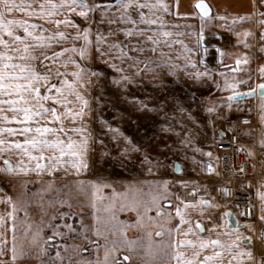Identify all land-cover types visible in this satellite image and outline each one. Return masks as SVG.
<instances>
[{
    "label": "rangeland",
    "instance_id": "rangeland-1",
    "mask_svg": "<svg viewBox=\"0 0 264 264\" xmlns=\"http://www.w3.org/2000/svg\"><path fill=\"white\" fill-rule=\"evenodd\" d=\"M167 1L162 0L161 3L160 0V3L166 4ZM150 2L156 3V0ZM246 4L245 1L241 2L240 8L242 9ZM144 11L148 12L147 9ZM130 14L138 20L135 9ZM22 15L19 12L12 14L13 17ZM116 15L110 12L105 19L116 18ZM166 17L168 11L166 14L164 8L158 6L152 14H149V18L157 20V23L136 25L142 29L152 30L139 35L133 34L130 37L117 29L133 27L131 24L122 22L111 25L94 24L89 34L91 43L86 42L82 35L79 39H73L77 29L61 26V30L70 34L69 39L49 47H34V55L37 59H30L28 63L32 65L34 71L41 75L47 74L49 77L47 84L43 80L39 81L41 93L46 94L48 85L56 84L57 87H61L59 95L67 101L64 105L53 100L41 101L45 107L57 109V114L61 116L60 121H53L51 113L44 119L39 117L36 119L41 125L47 124L57 129V133L48 134L49 140H54L58 136L64 142L65 149L71 142L81 155L65 154L60 158L63 163H58L50 171L47 167L36 169L37 163L44 164L46 160H31L20 150L0 153V169L6 167L5 160L10 161L14 169L11 174L0 171V197L5 196L7 199L11 197V203L9 200L5 203L0 201V210L4 212L3 220L8 221L9 218V224L11 223L9 234L13 242L12 248L16 249V259H12L9 264H100L98 258L102 251L105 252L108 243H113V241L108 242L109 235L103 237L101 226L98 224L99 216L107 217V205L108 209L112 207L109 210L115 220L108 224V229H113L114 225H117L115 223L122 221L127 222L129 232L128 247L118 246L114 250L112 264H141L140 259L135 258V244L143 235L134 231L140 223V211H137V202H130L136 198L135 196L146 194V190L150 193L149 188L154 182L167 181L168 196L172 195L170 200L174 201L172 211L175 216L177 208L181 211L185 201H193L201 194L210 195L214 201L217 180L208 178L207 166L211 164L217 171L212 145L217 138L216 127L223 121V117L218 112L225 109L222 113L225 114L227 111L229 116L236 113L254 114L256 105L261 104V98L256 99L251 96L232 101V107L229 109L226 106L229 92L214 89V82L219 79L218 71L225 62V56L223 62L219 63L216 47L212 46H217L224 52L233 51L235 41L228 31L210 35L209 43L200 45V56L196 52H191L190 58L174 55L170 58L156 56V49L155 51L151 49L156 48L159 43L153 45L146 39L147 36H153L158 41L164 40L165 43L158 46L161 47L170 41H166L162 36L164 32L177 37L184 29V26L177 24L164 25ZM58 18L63 19V15ZM72 18L81 25L82 32L85 26L83 20L75 15ZM95 18L97 20L101 18L99 11L95 13ZM228 18L231 20L230 17ZM29 19L44 24L48 29L56 28L54 24L36 18ZM98 28L104 36V40L99 44H97ZM109 28L113 35L107 34ZM19 33L23 35V30L20 29ZM251 39V35L243 37L238 43L239 47L241 45L245 48L244 41H247L250 45L247 47L248 55H251V51H255V48L257 51V44L255 45ZM116 41L122 42L123 53L119 46L110 48V45ZM151 45L154 47L150 48ZM73 46L76 47V52H66L55 61L51 59L53 52ZM204 46L208 47L206 56L203 52ZM82 47L85 48L83 57L79 54V49ZM137 47L143 48L144 51H135ZM194 55L197 57L194 58ZM45 56L49 59L45 60ZM68 57H72L76 63L69 62L65 65V59ZM129 57H138L139 62ZM202 59L209 70H214L212 79L197 80L195 77L197 71H205ZM185 60L189 65L185 64ZM190 61H194L199 70L189 76L183 71H188L189 66L193 67ZM251 61L250 58L245 67L249 69L248 76L245 77L247 74L243 71L235 74V77L240 80L247 79L251 75ZM113 64L116 67H112ZM57 70L60 75H57ZM75 71H81L79 80L72 75ZM124 76L129 79L121 80ZM227 78L230 81L233 79L231 74L227 75ZM224 79L225 77H222L221 86L224 84ZM64 80L71 82V85L63 84ZM240 86L243 84L238 87ZM77 92L88 101L87 107L76 98ZM52 94L58 95L55 89H52ZM0 99H8V97H0ZM211 106H216V111L208 113L206 108ZM68 109L76 115H70ZM81 110L82 114H79ZM3 111L8 116L13 115L7 105H3ZM19 119H22V114ZM259 121L264 125L260 115ZM29 124L32 127L36 126L35 121ZM0 127L19 129L22 126L16 121H4L0 117ZM26 138L28 137L19 131L16 135L8 132L0 133V139L5 140L23 141ZM32 152L33 155L39 154L37 150ZM208 152L212 153L211 157L207 155ZM53 155L59 156V149L45 150L46 157ZM81 160L84 166H73L74 161L80 164ZM18 166L30 170L26 173L19 172ZM254 176L259 177L258 181L251 179V184L252 187H256L259 196L264 187V171L260 166L255 169ZM160 187L166 189V186ZM193 189L196 191L194 192ZM154 191H156L155 187ZM125 201H128L129 208L124 210L121 205ZM13 204L16 206L14 218H10L7 213L12 212ZM216 204L222 212L227 211L225 204L219 201ZM164 206L165 203L160 205L163 211ZM153 215L159 220L163 218L159 211L154 212ZM260 216L257 218L260 219ZM174 218L175 220L169 221L168 227L165 219L159 226L166 227L171 232L177 226V216ZM256 224L258 221L251 224L252 229L240 228V232L246 236L247 232H251L253 241L251 243L242 241L241 244L242 247L252 249L255 264H259L264 258V243L257 240L259 230L257 231ZM260 224L264 225V222ZM6 228L8 229L6 225L0 224V231L6 233ZM50 236L53 239L50 240ZM150 238L155 246L163 243L161 247L166 246L167 241L170 242L164 231L162 234L156 231ZM115 244L114 242L112 245ZM0 253V257L5 256V253L1 251ZM125 256L128 257L127 260L124 259ZM196 259L203 260V258Z\"/></svg>",
    "mask_w": 264,
    "mask_h": 264
},
{
    "label": "snow or ice",
    "instance_id": "snow-or-ice-1",
    "mask_svg": "<svg viewBox=\"0 0 264 264\" xmlns=\"http://www.w3.org/2000/svg\"><path fill=\"white\" fill-rule=\"evenodd\" d=\"M260 3L264 5V0H260ZM161 6L164 9H167L166 4H161L160 0H156V3L150 2V0H0V97H8V99H0V117L3 118L4 121H16L22 127L17 128H4L0 127V133L8 132L12 135H16L19 131L21 134L25 135L26 139L23 141L20 140H5L0 139V153L10 152L12 150H20L23 155L28 156L31 160L41 161L46 160V163H37L36 169L40 170L47 167L50 171L55 168L58 163H63L60 159L65 156V154L78 156L81 155L80 152L76 151L71 142L68 143L67 149L64 147V142L59 139L57 136L54 140H49L47 138L49 133H57V129L48 126L47 124L41 125L39 120L36 118L44 119L51 113V119L53 121H60L61 116L57 114L56 108H48L45 107L41 101L43 100H53L58 104L64 105L67 101L59 95L61 93V87H57L56 84L48 85V92L46 94H42L39 81L43 80L45 84L49 79L47 74L41 75L40 73L33 70L32 65L28 63L30 59H37L36 55H34V47H49L52 44L61 43L70 38V34L64 30H61V26L65 28L72 27L77 29V32L73 39H79L81 35L83 39L91 43L89 40V34L92 31V26L94 24H104L107 23L109 25L122 22L131 24L133 27L117 29V31L124 32L127 36H132L133 34H143L146 31H151L152 29H142L136 27L138 23H145L148 25L157 23V20L149 18V14H152L154 10ZM194 7L199 10V15L202 21L201 32L199 34L198 44L201 43L204 39L203 32V22L205 18H210L211 9L210 7L204 3V0H197ZM253 7L255 8V0H253ZM135 9L138 13V20L134 19L130 14L131 11ZM144 9H147L146 13ZM100 13V19L97 20L95 18V13ZM14 12H19L23 14L21 17H13L12 14ZM115 13L116 18H107L109 13ZM197 13H194V15ZM63 15V19H59L58 17ZM73 15L81 18L84 22V27L82 32L80 31L81 25L76 22L72 17ZM247 15V14H246ZM259 15L264 16V12L259 13ZM36 18L44 21L48 24H54L56 26L55 30H51L44 27V24L36 23L33 19ZM221 19H225L226 17H220ZM246 16H239L237 19L244 20ZM261 25H264V20L259 21ZM23 30V35L19 33V30ZM38 33V34H37ZM47 33V35H45ZM108 35H113L114 33L109 28ZM165 36L170 35L168 32H164ZM239 36V33H236ZM249 35H254L251 30H245L244 36L247 37ZM148 41H151L153 45L159 43L157 39H154L153 36H147ZM260 39L264 40V27L261 28V36ZM104 40V36L101 33V30L97 29V44ZM32 41V43H29ZM240 43V41H237ZM245 47H250L247 44V41H244ZM120 47L121 53L124 52V46L122 42L116 41L110 48ZM216 51L218 53V62H223V57L225 52L217 46ZM135 51L143 52V48H135ZM155 51V48L151 49ZM76 47L71 48H61L59 51L53 52L51 54V59L53 61L56 60L57 57H61L66 52H76ZM208 47H203V52L205 56L207 55ZM258 51L264 54V45H261ZM79 54L81 57L85 55V48L79 49ZM103 55V53H102ZM229 55H231L229 53ZM45 60L49 59L48 56L44 57ZM123 58V57H121ZM135 59L137 63L139 62L138 57H129ZM250 57L247 53L242 56H238L235 59L236 67H231L225 65V68H229L233 73H238L242 69L239 67L242 64H247L249 62ZM69 62L76 63L72 57H68L65 59V65ZM202 63L205 64V71L200 72L197 71L195 73V77L197 80L201 78L212 79V71L209 70L207 64L202 59ZM193 67H196L194 61H190ZM79 68V64H77ZM112 67H116V65H112ZM81 71H83L81 69ZM81 71H75L72 73L73 76L79 80L81 78ZM139 71V69H138ZM258 72L260 74V81L255 84V87H249L246 91H239L238 86L240 84H246L249 82L251 77L249 76L245 80H240L238 77H233L230 81L225 73L221 72L220 75L224 76V84L221 86L219 83L214 82V87L221 91H228L229 95L227 96V107L231 109L232 101H238L245 97H251L259 95L261 98L260 104V119L264 122V64H261L258 68ZM57 75H60L59 70H57ZM95 75V73H93ZM127 76L121 77V80H128ZM63 84L71 85V82L64 80ZM52 89L56 90L58 95L52 94ZM76 98L83 102L84 106H88V101L84 99V97L77 92ZM3 105H7L13 112L12 116H8L3 111ZM183 111V110H182ZM206 111L208 113H212L216 111V106L207 107ZM68 113L70 115L75 116L71 112V109H68ZM22 114V119H19ZM82 114V110L81 113ZM35 121L36 126H30L29 122ZM76 131H81V129H76ZM118 131V129L116 130ZM183 142V141H182ZM260 144L264 147V138L260 140ZM84 145H81L83 147ZM243 147V146H242ZM46 149H59V156H45ZM32 150H37L39 152L38 155H33ZM249 155H252L253 152L251 149L248 150ZM207 155L211 157L212 153L208 152ZM147 160V157H145ZM6 167L4 169H0V171H4L8 174L13 173L14 169L11 166V162L5 160ZM74 167L84 166L83 160H81L80 164H77L75 161L73 162ZM30 169L18 166L19 172H28ZM177 170L179 171V166H177ZM243 171V168L239 169ZM151 171V169H149ZM208 172H214L215 169L211 164L207 166ZM166 183V182H165ZM181 183H184L181 181ZM195 192L196 190L193 189ZM261 200V220H264V192L259 193ZM11 203V197L8 198ZM192 201H185L184 206L187 207L189 204H193ZM201 205H211V201L201 199L199 201ZM218 207V205H212ZM15 204L12 205V212L7 213L10 218H14L15 212ZM177 215L181 216V222L183 223V215H181L180 209L177 208ZM241 215H250L247 212H241ZM223 216L226 218V227L231 226V220L227 219L229 217L234 216V213L231 210L223 213ZM3 217L0 216V224H3ZM197 228L203 231L202 225L197 222ZM249 229H252L251 224L246 225ZM240 222L236 221L234 227H230L229 232L227 233L230 237H234L231 239V243L222 242L220 239H208L201 240L199 242V248L201 250L207 249L211 246L214 249L219 248V251L213 252L211 255H205L203 260H184L183 264H223V261L219 259L222 256V252L227 250L230 255V259L228 264H246V261H252L255 264V257L253 256V251L250 247H242L241 242L247 241L251 243L253 241V237L251 235H244L240 232ZM13 230H15V225L13 224ZM254 230V229H253ZM99 234V232L97 233ZM160 233H157L159 235ZM49 239H53V237H49ZM181 244H194L195 242L192 240L180 241ZM16 249L13 247V256L12 259H16L15 255ZM59 255V253H57ZM178 259V264L180 258L182 257V253L177 252L176 254ZM199 256V252L195 253V257ZM125 260L128 259L127 256L124 257ZM104 264H108V252H105V262ZM259 264H264V258L259 261Z\"/></svg>",
    "mask_w": 264,
    "mask_h": 264
},
{
    "label": "crops",
    "instance_id": "crops-1",
    "mask_svg": "<svg viewBox=\"0 0 264 264\" xmlns=\"http://www.w3.org/2000/svg\"><path fill=\"white\" fill-rule=\"evenodd\" d=\"M246 2L247 4L241 9V2ZM197 0H168L166 2L167 9H164L168 11V17H166V23L164 25H178V26H184V29H182V34L180 36L175 37L174 35H162L168 41L167 44L161 45V47H158L159 44L165 43L164 40L160 39L158 46H156V56L164 57V58H170L172 55L174 56H180L184 58H190L191 52H196L200 56V45L209 43L208 37L210 35H215L218 32L228 31L230 32L233 37L235 44L237 41L241 40L244 36V31L252 30V33L254 35H251L252 42L257 47V51L255 48V51H251V55H248L252 61L251 65L252 68L251 71V79L248 83L243 84V86L238 87L239 91H246L249 87H255V84L260 81L261 77L258 72V68L261 64H264V54L260 53L258 49L261 45H264V40L260 39L261 36V28L264 27V25H261L259 21L264 20V16L259 15V13L264 12V5L260 3V0H255V8L253 7V0H204V2L210 7L211 13L210 18H205L203 22V32H204V39L201 43L198 44L199 40V34L201 32V26L202 21L200 18L199 10L194 7ZM162 3V0H161ZM170 10V11H169ZM194 13H197L194 15ZM247 14V15H246ZM239 16H246L244 20H239L237 17ZM220 17H226L225 19H221ZM230 17L231 20L228 18ZM250 22V23H249ZM220 29H227V30H220ZM189 32V33H185ZM236 33H239L240 35L237 36ZM230 34V35H231ZM250 36V35H249ZM163 37V38H164ZM248 37V36H247ZM241 38V39H240ZM236 39V40H235ZM234 44L233 48L234 50L231 52L226 51L225 52V62L222 63L221 70L218 71L219 79H216V82L221 83V79L224 76H221L220 73L223 72L225 75L231 74V78L237 75L238 73H243V71H246V76H248V70L246 67L247 64H242L239 67L242 69L238 73H233L230 71L229 68H225V65L236 67L235 65V59L238 56H242L243 53L248 54L247 47H242L237 43ZM154 46H150L152 48ZM158 47V48H157ZM149 48V47H148ZM232 48V49H233ZM230 55V59H228V56ZM197 57L194 55V58ZM185 64L189 65V62L185 60ZM199 70V68L191 67L189 66V70L183 71L185 75H191L193 72H196V70ZM217 89V88H214ZM256 99H259L260 96H252ZM246 98V97H245ZM243 98V99H245ZM241 100V99H240ZM259 103V101H258ZM225 110V109H223ZM223 110H219L221 113ZM219 114V112H218ZM225 114H229L227 111ZM239 114V113H236ZM249 114V113H247ZM235 115V114H234ZM178 173H180L178 171ZM160 186H166V189L164 187ZM154 187L156 188V191H154ZM162 188V189H161ZM169 182L164 181L162 182H154L149 190L151 192L146 190V194H139V196H135V199H132L130 202H137V211H140L139 215V221L140 223L138 226H136V229L134 230L140 235H143V237L139 238V241H136L135 248H136V254L135 258L140 259L141 264H178V259L176 256V252L182 253V257L180 258L179 264H183L184 260H194L196 258H204L205 255H211L215 251H219L220 249H214L211 246H209L207 249L201 250L199 248V242L201 240H208V239H215L218 237L222 242L225 243H231V239L234 237H230L227 233L230 230V227H226V218L223 216V213L218 207L212 206L217 205L216 202L218 199L216 197H213L214 202L210 195H200L195 198L192 202L193 204H189L187 207H183L181 209V215H183V223L181 222V216H177V226L175 229H173L170 232V229H166L168 227L169 221L175 220L174 217V211H172V208L174 206V201L170 200L169 195ZM262 192H264V187L262 189ZM166 193V194H165ZM2 198L0 201L5 203L8 201V199L5 196H1ZM201 199L211 201V205H201L199 201ZM258 206L256 209V216L262 215L261 213V200L258 196ZM171 202V203H170ZM162 203H165L166 206L164 211L163 207H160ZM171 204V205H170ZM122 208L125 210L129 208L128 201H125L122 205ZM135 206V205H134ZM112 207H109V209ZM108 209L107 205V217L99 216L98 224L101 226V232L103 237L105 235H109L108 242L113 241L116 244L113 246L112 242L111 244L108 243V248L106 247L105 252H108V264H112L113 254L114 250L118 246H124L128 247V241H127V235H128V225L127 222H118L116 226L114 225L113 229H108V224L115 222L114 216L111 213V211ZM161 210V211H160ZM159 211L162 215L161 217H165L164 219L167 221L166 227L159 226L160 223H163L164 219H157L155 215H153L154 212ZM172 211V212H171ZM171 212V213H170ZM177 213V212H176ZM4 215V212L0 210V216ZM174 216V217H173ZM173 217V218H171ZM171 219V220H170ZM160 221V222H159ZM197 222H199L202 227L203 231H201L199 228H197ZM260 222H264V220L258 219V224H256L257 231L260 229L262 224ZM255 224V223H253ZM2 226L6 225L9 229L6 228V233L0 231V251L5 256L0 257V264H5L9 262H12V256H13V242H11V223L9 224V218L8 221H4ZM165 226V224H164ZM254 226V225H253ZM138 228V229H137ZM161 229V231H159ZM161 232L167 233V238L170 242L167 241L166 246H158L152 242L151 235L155 232ZM170 232V233H168ZM217 239V238H216ZM187 241L192 240L195 243L194 244H181L180 241ZM107 243V240H106ZM107 246V245H106ZM104 249V248H103ZM108 249V250H107ZM105 252L102 251L101 256L98 258V261L100 264H104L105 262ZM199 252V256L195 257V253ZM7 253V254H6ZM1 254V253H0ZM223 261V264H228V261L230 259V255L227 252V250H224L222 252V256L219 258ZM5 260V261H4ZM246 264H253L252 261H246Z\"/></svg>",
    "mask_w": 264,
    "mask_h": 264
},
{
    "label": "built area",
    "instance_id": "built-area-1",
    "mask_svg": "<svg viewBox=\"0 0 264 264\" xmlns=\"http://www.w3.org/2000/svg\"><path fill=\"white\" fill-rule=\"evenodd\" d=\"M260 111V105H256L254 114L239 113L229 116L219 111L223 121L216 127L217 138L212 145L217 171L213 166L215 171L207 172L209 179L217 180L215 197L227 206V211L234 213L241 229L258 221L256 209L259 200L251 179L258 181L259 177L254 176V171L259 166L264 171V147L260 144V140L264 138V125L259 121ZM249 149L252 150V155H249ZM241 168L243 171L239 170ZM241 212L250 215H241ZM247 234L251 235V232ZM257 240L264 243V225L258 231Z\"/></svg>",
    "mask_w": 264,
    "mask_h": 264
},
{
    "label": "water",
    "instance_id": "water-1",
    "mask_svg": "<svg viewBox=\"0 0 264 264\" xmlns=\"http://www.w3.org/2000/svg\"><path fill=\"white\" fill-rule=\"evenodd\" d=\"M205 3V2H204ZM259 96V95H258ZM243 99V98H242ZM233 213V212H232ZM227 219H229V220H231V226L230 227H234L235 226V223H236V221H237V219L235 218V216H232V217H229V218H227Z\"/></svg>",
    "mask_w": 264,
    "mask_h": 264
}]
</instances>
